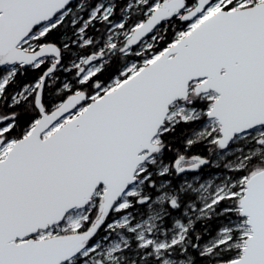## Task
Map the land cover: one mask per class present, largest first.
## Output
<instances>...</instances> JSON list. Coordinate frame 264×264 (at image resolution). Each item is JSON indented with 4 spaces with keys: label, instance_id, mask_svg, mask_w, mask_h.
Returning <instances> with one entry per match:
<instances>
[{
    "label": "snow or ice",
    "instance_id": "6c2138e0",
    "mask_svg": "<svg viewBox=\"0 0 264 264\" xmlns=\"http://www.w3.org/2000/svg\"><path fill=\"white\" fill-rule=\"evenodd\" d=\"M0 264H264V0H0Z\"/></svg>",
    "mask_w": 264,
    "mask_h": 264
},
{
    "label": "trees",
    "instance_id": "16d2710c",
    "mask_svg": "<svg viewBox=\"0 0 264 264\" xmlns=\"http://www.w3.org/2000/svg\"><path fill=\"white\" fill-rule=\"evenodd\" d=\"M35 75H38V73L29 72L27 77H25V79H31ZM196 127H197V125L193 124V125H191V127L181 126L177 129L176 134L174 136V141H175L176 146L178 148H183L184 141H185L186 137L190 134L192 128H196ZM191 151L193 153H200V152L205 151V147L202 144H197V145L192 147Z\"/></svg>",
    "mask_w": 264,
    "mask_h": 264
}]
</instances>
